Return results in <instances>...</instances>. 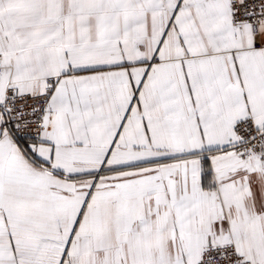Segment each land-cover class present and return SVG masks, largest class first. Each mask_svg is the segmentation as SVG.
I'll list each match as a JSON object with an SVG mask.
<instances>
[{
  "label": "snow or ice",
  "instance_id": "obj_1",
  "mask_svg": "<svg viewBox=\"0 0 264 264\" xmlns=\"http://www.w3.org/2000/svg\"><path fill=\"white\" fill-rule=\"evenodd\" d=\"M0 264H264V0H0Z\"/></svg>",
  "mask_w": 264,
  "mask_h": 264
}]
</instances>
